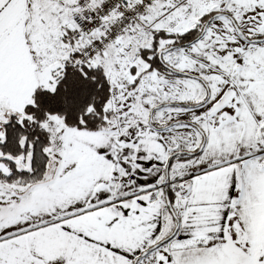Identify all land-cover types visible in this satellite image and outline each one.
I'll use <instances>...</instances> for the list:
<instances>
[{"label": "snow or ice", "instance_id": "1", "mask_svg": "<svg viewBox=\"0 0 264 264\" xmlns=\"http://www.w3.org/2000/svg\"><path fill=\"white\" fill-rule=\"evenodd\" d=\"M0 264H264V0H0Z\"/></svg>", "mask_w": 264, "mask_h": 264}]
</instances>
